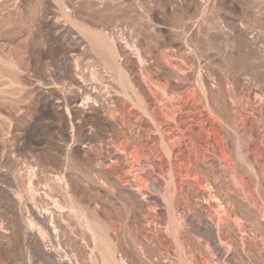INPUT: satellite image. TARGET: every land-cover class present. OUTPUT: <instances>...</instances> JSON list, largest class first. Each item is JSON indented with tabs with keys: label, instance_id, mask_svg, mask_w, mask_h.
<instances>
[{
	"label": "rangeland",
	"instance_id": "1",
	"mask_svg": "<svg viewBox=\"0 0 264 264\" xmlns=\"http://www.w3.org/2000/svg\"><path fill=\"white\" fill-rule=\"evenodd\" d=\"M0 264H264V0H0Z\"/></svg>",
	"mask_w": 264,
	"mask_h": 264
},
{
	"label": "bare ground",
	"instance_id": "2",
	"mask_svg": "<svg viewBox=\"0 0 264 264\" xmlns=\"http://www.w3.org/2000/svg\"><path fill=\"white\" fill-rule=\"evenodd\" d=\"M117 49V48H116ZM121 52H122V50H121ZM120 52V53H121ZM125 52V51H124ZM125 56H126V54H125ZM127 67H128V65H127ZM134 68V67H133ZM137 68V67H136ZM135 71V70H134ZM97 77V76H96ZM136 77V76H135ZM94 78V77H93ZM133 79H135L134 77H133ZM138 80V79H137ZM188 80V79H187ZM136 81V80H135ZM140 82V81H139ZM220 82V81H219ZM189 83V82H188ZM143 86V85H142ZM142 88V87H141ZM147 88V87H146ZM148 90V89H147ZM149 91V90H148ZM193 91V90H192ZM147 92V91H146ZM150 95H151V93H150ZM150 95H148V97L150 96ZM89 98V97H88ZM94 100V99H93ZM207 100V99H206ZM208 105V104H207ZM168 108V107H167ZM139 189V188H138ZM32 206H33V204H32ZM46 211V210H45ZM46 212H48V211H46ZM50 213V212H49ZM60 214V213H59ZM50 215H51V213H50ZM49 216V215H48ZM54 216V215H53ZM39 217V216H38ZM35 218V217H34ZM54 218V217H53ZM59 218V217H58ZM43 219V218H42ZM51 223V222H50ZM47 224H48V222H47ZM47 224H46V226H47ZM54 224V223H53ZM40 225H42V224H40ZM49 225V224H48ZM55 226H58V225H55ZM47 228H48V226H47ZM55 230H57V228L55 229ZM57 231H59V229L57 230ZM46 232H47V230H46ZM52 232V231H51ZM39 234H41V233H39ZM43 236L45 235V233L44 234H42ZM224 246V245H223ZM217 248H222V244L219 242V244H217Z\"/></svg>",
	"mask_w": 264,
	"mask_h": 264
}]
</instances>
